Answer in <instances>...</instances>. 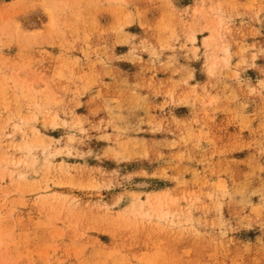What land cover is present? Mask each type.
<instances>
[{
	"label": "rangeland",
	"instance_id": "374dc122",
	"mask_svg": "<svg viewBox=\"0 0 264 264\" xmlns=\"http://www.w3.org/2000/svg\"><path fill=\"white\" fill-rule=\"evenodd\" d=\"M0 264H264V0H0Z\"/></svg>",
	"mask_w": 264,
	"mask_h": 264
}]
</instances>
